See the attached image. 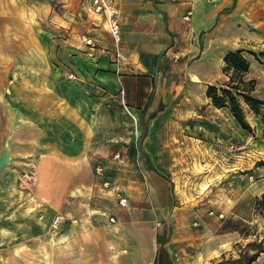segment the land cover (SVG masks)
<instances>
[{
	"label": "rangeland",
	"instance_id": "obj_1",
	"mask_svg": "<svg viewBox=\"0 0 264 264\" xmlns=\"http://www.w3.org/2000/svg\"><path fill=\"white\" fill-rule=\"evenodd\" d=\"M111 1L119 10V41L107 17L93 12L91 0H0V183L12 182L17 187V199L34 221L15 245L18 255L9 254V240L1 242L0 264H58L59 248L67 253L61 256L62 262L66 259L65 264H71L73 258L68 253L73 251L79 225L72 219V202L77 196L69 191L74 185H82L84 190L94 188L95 165H105L118 151L136 171L145 165L139 153L142 137L131 140L139 130L133 126L139 116L125 107L124 79L133 76L138 58L151 49L146 47L148 22H143L147 0ZM167 1L178 4L182 0ZM193 1L202 8V0ZM255 2L254 12L264 14V0ZM209 3L216 5L213 0ZM215 36L200 67L189 68L195 59H189L188 65L178 64L177 72L168 71L170 64L163 65L141 120L178 122L176 128L158 127L153 134L166 139L177 136L175 159L153 164L166 167L169 175L165 178L181 190L180 195L189 201L203 198L209 214L210 247L221 243V249H226L220 261L241 258L240 264H247L258 255L252 264H264V194L251 199L238 197L244 183L240 178L250 166L258 173L252 179L257 190L264 188V124L241 100L254 128V133H249L228 109L215 107L208 97L210 85L221 86L229 80L224 73L229 50L219 45L221 41ZM235 44L240 45L233 50L243 49L251 61L248 79L257 81L255 95L263 99L264 56L260 54L264 53V31ZM177 59L180 62L182 57ZM201 69H208L206 79L198 78ZM100 72L106 73V79H97ZM112 79L118 80L117 87ZM156 91L165 103L159 109H168L159 117L158 112H148ZM47 120L52 126L44 129L41 125ZM192 122L203 125V131L192 128ZM42 131L50 135L53 145L43 146ZM202 138L208 141L204 150L198 142ZM75 171L78 174L74 175ZM93 192L78 198L105 199L103 193ZM5 194L3 199L8 197ZM69 205L67 217L65 208ZM57 218L61 223L55 226ZM31 248L49 249L47 261L37 255L24 256Z\"/></svg>",
	"mask_w": 264,
	"mask_h": 264
},
{
	"label": "crops",
	"instance_id": "obj_2",
	"mask_svg": "<svg viewBox=\"0 0 264 264\" xmlns=\"http://www.w3.org/2000/svg\"><path fill=\"white\" fill-rule=\"evenodd\" d=\"M209 1L202 0V8L198 1L193 0H182L178 4L167 0H147L144 3L143 22H148L149 28L146 32V47L151 49L138 58L140 61L134 66L133 76L125 77L126 94L123 92L125 107L139 116L133 123L134 128L139 130L130 139L135 141L138 136L143 138H138L139 153L145 165H142L141 171H136L127 157H123V160L114 158L115 154H121L118 151L111 155V160L105 161L107 176L113 182V188L103 189L96 176L97 182L93 185L95 189L91 187L92 191L103 193L105 199L96 202L78 198L80 195L92 194L90 189L84 190L82 185H74L69 191L77 196L71 203L75 213L72 219L79 225V230L75 227L77 232L74 234L73 251L68 253L73 258L71 264H216L225 253L226 249H221V243L210 247L209 214L203 207V198L201 201H189L180 195L181 190L172 186V182L165 178L169 175L166 167L160 163L153 164L154 161L175 159L179 150L177 136L166 139L153 134L158 127L174 125L173 128H176L178 122L159 118L149 121L144 119L143 122L141 120L142 113L146 112L145 103L152 96L155 81L161 78L165 63L171 65L169 72H177L178 64L188 65L191 63L189 59H195L189 67L193 70L206 62L214 41L213 34L218 37V42L221 41L219 45L230 51L240 45L235 44L236 42L242 43L255 37L259 30L264 31V14L259 16L254 12L256 0H213L216 2L215 6L210 5ZM125 13V16L129 15ZM180 56L182 60L178 62L177 58ZM201 70L198 78L206 79L204 74L208 73V69ZM105 74L100 72L97 79H106L103 76ZM112 80L113 87H117L118 80ZM154 96L148 112H158L159 117L168 109L160 110L159 106L165 103H162V96L157 91ZM193 103L197 104V101L194 99ZM191 124L192 128L204 129L198 123ZM51 126L50 120L41 125L44 129ZM42 132L43 146L53 145L50 135L46 131ZM132 132L135 133L134 130ZM208 137L209 135L205 138ZM190 138L193 140L192 137L188 139ZM198 142L202 144L203 150V144L208 143L204 138ZM76 174L78 171L74 172ZM257 177L256 169L250 166L240 178L244 183L239 186L242 190L238 197L244 195L251 199L264 194V188L258 191L257 184L252 180ZM117 189L128 197V206L125 208L118 206L115 196ZM3 192L8 194V197L5 194V199ZM18 194L19 190L12 182L9 185L0 183V255L4 250L1 247L4 240L10 242L9 254L18 255L17 241L23 238V230L27 226L32 227L30 224L34 223L27 217L24 205H20ZM239 200L240 198L236 199L235 203ZM70 208L71 205L65 208L67 217ZM111 218L115 221L112 222ZM65 250L57 249L58 264H65L66 259L62 262L61 258L67 256ZM23 255L41 256L47 261L49 249L31 248L25 250Z\"/></svg>",
	"mask_w": 264,
	"mask_h": 264
},
{
	"label": "trees",
	"instance_id": "obj_3",
	"mask_svg": "<svg viewBox=\"0 0 264 264\" xmlns=\"http://www.w3.org/2000/svg\"><path fill=\"white\" fill-rule=\"evenodd\" d=\"M243 49H236L229 51L224 57V73L228 77V81L221 84V86L210 85L208 89V97L217 108L228 109L239 126L249 132L254 133V128L249 123L245 112L243 110L241 100L254 112L264 124V98L255 95L257 81L255 79H248L251 71L252 63L244 55ZM259 61L258 55L251 52ZM260 56H264L261 53ZM255 251L259 250L257 245H253ZM258 255H253L247 264H252ZM240 259H228L217 262L216 264H240Z\"/></svg>",
	"mask_w": 264,
	"mask_h": 264
},
{
	"label": "built area",
	"instance_id": "obj_4",
	"mask_svg": "<svg viewBox=\"0 0 264 264\" xmlns=\"http://www.w3.org/2000/svg\"><path fill=\"white\" fill-rule=\"evenodd\" d=\"M91 8H92L94 13L100 14V15L102 14V15H105L107 17L110 30H111L112 34L114 35V37L117 39V41H119L120 36H121V26H120V21H119V10L116 8V6L113 4V2L111 0H91ZM135 120H136V118H135ZM114 158L116 160H120L121 154L120 153L115 154ZM95 173H96L97 177L100 179V183L102 185V188H104L106 190L113 188V186H114L113 182L110 179H108L107 169H106L105 165L98 162L95 165ZM115 196H116V199L118 201V206L120 208H125L128 206L129 200L123 191H121L120 189H117L115 191ZM211 214H213V213H211ZM222 217H223V215H220V218H222ZM111 221L114 222L115 221L114 218H111ZM58 223L59 224L61 223L60 218H57V220H55V226H57Z\"/></svg>",
	"mask_w": 264,
	"mask_h": 264
},
{
	"label": "bare ground",
	"instance_id": "obj_5",
	"mask_svg": "<svg viewBox=\"0 0 264 264\" xmlns=\"http://www.w3.org/2000/svg\"><path fill=\"white\" fill-rule=\"evenodd\" d=\"M137 115H138V114H137ZM136 118H137V117H136ZM173 126H174V125H173ZM173 126H172V127H173ZM170 128H171V127H170Z\"/></svg>",
	"mask_w": 264,
	"mask_h": 264
}]
</instances>
